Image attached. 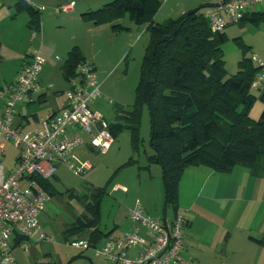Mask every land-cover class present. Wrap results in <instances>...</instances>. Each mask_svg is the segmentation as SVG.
<instances>
[{
	"label": "trees",
	"instance_id": "16d2710c",
	"mask_svg": "<svg viewBox=\"0 0 264 264\" xmlns=\"http://www.w3.org/2000/svg\"><path fill=\"white\" fill-rule=\"evenodd\" d=\"M216 3L203 4L190 13L167 18L161 23L153 20L162 5L160 0H112L81 15L95 26L111 24L125 15L134 24L145 26L148 43L132 106L128 111L118 109L115 122H106L113 141L116 132L121 129L128 131L135 155L141 144L142 107L146 106L149 146L153 152L147 161L161 168L163 211L171 210L173 218L179 208L181 176L188 167L205 166L228 173L233 167L242 166L253 177L264 176V107L258 119L249 116L255 102L254 89H250V85L263 72V67L251 59L253 54H248L250 47L237 37L242 56L237 62L236 72L227 73L222 49L227 40L225 30L222 33L211 32L203 14L206 8ZM13 6L16 10L13 15L25 12L27 27L39 32V10L21 0ZM249 8L244 10L236 24H264V12H250ZM112 29L117 31L124 27L114 24ZM82 62L87 61L80 49L72 47L60 66L67 84L77 77L76 67ZM262 100L264 104V96ZM19 104L14 117L18 129L16 120L26 118L22 116ZM133 159L131 156L130 161ZM37 180L50 197L55 194V188L48 179ZM107 194V184L89 188L82 197L85 201L83 211L61 232L64 242L75 239V235L84 231H89L88 241L93 245L107 239L108 236L98 227L102 198ZM25 240L14 233L13 246Z\"/></svg>",
	"mask_w": 264,
	"mask_h": 264
},
{
	"label": "rangeland",
	"instance_id": "374dc122",
	"mask_svg": "<svg viewBox=\"0 0 264 264\" xmlns=\"http://www.w3.org/2000/svg\"><path fill=\"white\" fill-rule=\"evenodd\" d=\"M4 1L7 0H0V3ZM75 1L77 2L76 16L80 18L83 13H80L78 8L87 6L85 8H90L88 11L96 10L98 6L102 7L112 0ZM25 2L28 1L25 0ZM31 2L35 6L44 7V10L39 11L41 19L52 14L55 20H48L44 29L40 28L37 32V39H35L31 37L33 30L27 28L25 12L13 15L12 18L5 17L1 14L3 12H0V87L4 82L13 80L22 61L30 52H33L35 47L40 46L41 57L44 58L45 53L51 57L52 64L47 65L51 72L49 70L46 72L47 70L44 69L43 73L46 74V85L51 86H48L46 99L36 98L28 106L30 108L32 105L31 108L35 111L33 115L41 118L47 110H53L58 106V97L60 96L54 92L65 86V80L60 77V66L64 62L67 52L76 46L80 49L85 60L95 68L97 80L100 83V98L96 99V104L92 106H98V110L109 124L115 122L118 109L130 110L139 80L144 49L148 43L145 26L134 24L127 15L111 24L106 23L99 26L93 25L82 17L80 19L83 20L80 21H60L58 18L64 14L53 13L46 5L49 2L57 3V0H31ZM191 4L194 6L193 8L199 6L198 0H167L154 15L153 20L156 23H161L167 18H176L186 6ZM255 7L264 10L261 5ZM114 24H119L124 29L115 31L112 29ZM239 28L241 31H235ZM251 29L254 28L250 24H233L226 27L228 36L222 49L228 74L236 72L237 62L242 56V49L235 38L240 37L244 44L249 45L247 40L253 37ZM244 33L247 35L243 39L242 34ZM252 52V48H249L248 54L251 55ZM68 86L67 84V88ZM34 125L35 118L31 117L28 127L22 130H28ZM139 135L141 144L135 155L131 150L129 133L126 129L116 132L113 144L105 153H98L88 146L76 149L77 157L81 161L90 162L93 167L92 170L82 175L75 174L64 164L57 165L55 177L48 179L56 192L46 202L39 215V221L47 223V230L52 227L48 234L53 236L54 242L38 244L43 248L38 247L40 251L49 250V246L58 242L55 246L62 258L61 264H116L101 256H95L92 250L83 251L74 248L61 240L62 237H59L61 235L60 221L69 223L73 216H78L79 210H82L85 205L82 197L92 186L101 187L107 184L108 194L102 198L101 215L98 222L99 229L106 236H109L112 230L117 233L122 229L126 224L125 212L127 208L134 205L136 200L140 201L141 205L156 204L159 207V214L154 217L158 220L162 219L164 215L167 218L171 217V210L163 211L164 194L161 168L158 164L147 161V157L153 152L149 146V116L146 106L142 107ZM16 154L18 151L9 142H6L5 153L1 157L2 164L6 168L12 166ZM131 156L134 157L133 161H130ZM114 185L126 187L127 192L114 191L112 188ZM88 233L89 231H84L73 238L88 240ZM24 242L27 243V240ZM237 247H233L235 253L230 250L232 255L227 264H234L233 257L239 252ZM26 252L24 251V254ZM219 256L222 257L223 253Z\"/></svg>",
	"mask_w": 264,
	"mask_h": 264
},
{
	"label": "built area",
	"instance_id": "2783aa9c",
	"mask_svg": "<svg viewBox=\"0 0 264 264\" xmlns=\"http://www.w3.org/2000/svg\"><path fill=\"white\" fill-rule=\"evenodd\" d=\"M166 1L160 0L162 4ZM28 4L36 10H44L43 6ZM73 4L72 1L63 3L54 11L70 13ZM253 5L264 7V0L219 1L204 10V17L211 32L222 33L228 25L238 23L244 10ZM251 59L263 67L256 55ZM43 62L39 49H34L16 81L1 89L4 105L0 111V264H15L12 255L14 233L28 241L54 242L53 237L40 232L39 215L50 196L37 179L54 176L58 164L82 175L93 167L77 157L76 149L88 146L105 153L113 143L106 120L90 107L101 93L94 68L88 62L77 65V77L68 81L60 110L42 119L34 128L23 131L16 128L14 117L18 104L28 93L39 89L38 76ZM263 77L264 73H259L250 89L258 88ZM6 142L18 151L9 168L1 162ZM114 189L127 191L119 186ZM128 218L132 228L120 237L108 238L97 245L84 239H71L66 243L83 251L92 250L95 256L116 264H192L180 255L186 218L179 208L175 218L166 222L147 215L136 200L128 210ZM19 246L25 248V243ZM133 251L134 254H129Z\"/></svg>",
	"mask_w": 264,
	"mask_h": 264
},
{
	"label": "crops",
	"instance_id": "0c3cea01",
	"mask_svg": "<svg viewBox=\"0 0 264 264\" xmlns=\"http://www.w3.org/2000/svg\"><path fill=\"white\" fill-rule=\"evenodd\" d=\"M18 1L20 0H7L0 3V12H3L1 14L5 15V17L10 16L12 18L13 14L16 12L13 5ZM21 1L25 4L33 3L31 0H27L28 2H25V0ZM70 1L74 3L72 12L65 13L62 17L58 18V20H83L80 19L81 17L79 18L76 16L77 2L75 0H57V3L49 2L46 5L53 11V13H55L54 8L56 6ZM218 1L220 0H198V7L203 4H211ZM85 7L78 8V11H81L80 13H85L83 11H88V9H90ZM100 7L101 6H98V8ZM193 7L194 6H192V4L186 6V8L182 10L181 14L196 9ZM255 10L264 12L263 9H258L256 7L248 9L250 12ZM52 19L55 20L52 14H49V17L44 16L42 19L40 17V28L44 29L46 22ZM26 21L28 22V17ZM253 28L254 29H251L253 37L250 40H247V43L253 50L252 54L256 55V57L263 63L264 73V24L253 26ZM235 31H241V28L236 29ZM225 35L228 36V32L226 30ZM246 35L247 34L245 33L242 34L243 39ZM31 37L37 39V31L36 33L33 31ZM34 49H39L42 53L40 46H37ZM30 55L31 52L25 60L22 61L13 80L10 82H4V84L0 87L1 89L4 86L12 84L16 81L18 73L24 64L28 62ZM43 57L44 62L38 76L39 89L28 93L24 100H22L19 104L22 116H26L24 119L20 117L16 120V124L21 130L28 127L31 117L35 118V125L30 128H34L42 119L51 116L60 110L63 105V92L67 89V82H65V86L60 87L59 91L54 92L56 95L60 96L58 97V106H56L53 110H47L46 114H44L41 118H37L33 115L35 111L31 108L32 105L30 108L28 106V104L33 103L36 98H39V100L47 98L49 85H46L47 78L46 74L44 75L43 73L44 69L45 71L47 70L46 72H48V70L50 71L48 68L49 66L47 65H51L52 62L49 54L45 53V56ZM87 62L89 63V61ZM60 77L63 78L61 73ZM252 93L255 96V102L251 107L249 116L252 119H258L264 107L262 100L264 96V77L260 86L252 90ZM0 100L1 111L4 105V100L1 94ZM96 101H94L90 107L99 111L98 106H92L96 104ZM23 108L25 109L24 111L22 110ZM115 186L118 185H114L112 187L114 191L120 190L114 189ZM178 205L179 210L182 211L186 218V226L183 231L184 244L180 253L183 259L191 260L192 264H227L232 255L230 250H233L235 253V249L233 247L238 246L237 248L239 252L233 257L234 264H264V176L258 178L253 177L249 170L242 166H235L228 173H220L205 166L188 167L184 170L179 183ZM142 207H144V212L147 215L154 219H158L154 217L159 214V207L156 206V204L152 203L150 205L149 203H145L144 205L142 204ZM129 209L130 207L127 208L125 212L126 224L117 233L112 230L107 239L120 237L123 233L132 228L128 218ZM82 211L83 208L82 210H79V214ZM78 216H73L72 221L69 223H72ZM172 219V216L167 218V216L164 215L160 220L170 222ZM69 223L60 221V232H63L62 230ZM39 226L40 232L44 233L46 236L53 237L48 234L50 233V229H52V227L47 230V223L39 221ZM115 227H117V225H115ZM59 237L61 238V235ZM105 240H101L99 244H102ZM42 242L50 243L46 240L40 242L27 240V243L24 242L25 248H21L19 246L20 244L15 246L12 251L15 264H61L62 258L58 254V249L55 246L58 242L55 245L49 246V250L40 251V249L43 248L38 244ZM38 247H40V249ZM24 251L27 252L24 254ZM132 253L134 254V251L129 254ZM221 253H223L222 257L219 256Z\"/></svg>",
	"mask_w": 264,
	"mask_h": 264
},
{
	"label": "water",
	"instance_id": "95a60500",
	"mask_svg": "<svg viewBox=\"0 0 264 264\" xmlns=\"http://www.w3.org/2000/svg\"><path fill=\"white\" fill-rule=\"evenodd\" d=\"M194 10V9H193ZM193 10H190V11H188L187 13H190V12H192ZM23 111L25 110L24 108L22 109Z\"/></svg>",
	"mask_w": 264,
	"mask_h": 264
},
{
	"label": "clouds",
	"instance_id": "9594fccd",
	"mask_svg": "<svg viewBox=\"0 0 264 264\" xmlns=\"http://www.w3.org/2000/svg\"><path fill=\"white\" fill-rule=\"evenodd\" d=\"M163 221H165V220H163Z\"/></svg>",
	"mask_w": 264,
	"mask_h": 264
}]
</instances>
